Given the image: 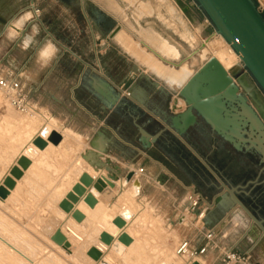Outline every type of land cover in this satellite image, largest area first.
Wrapping results in <instances>:
<instances>
[{
	"label": "crops",
	"instance_id": "obj_1",
	"mask_svg": "<svg viewBox=\"0 0 264 264\" xmlns=\"http://www.w3.org/2000/svg\"><path fill=\"white\" fill-rule=\"evenodd\" d=\"M181 1L184 7L172 0L177 14L199 40L195 24L207 28L208 18L195 0L190 4ZM89 3L113 18L116 27L123 28L122 33L103 34ZM31 4V23L39 26L40 35L30 48L25 50L20 40L12 42L0 34V74L18 77L35 109L34 116L26 117L0 104V180L23 155L22 150L48 128L44 139L53 131L63 139L57 146L48 142L33 159L46 156V165L39 168L49 177L59 178L75 161H86L117 180L135 170L142 183L136 195L138 205H158L160 199L150 193L157 189L163 191L165 200L173 199L177 214L174 217L172 213L168 221L181 226L188 215L193 216L195 229L183 239L192 248H202L207 242L205 233L215 229L216 244L210 243L201 255L207 264H225L223 246L248 253L255 264H264V250L259 246L263 233L255 243L248 236L253 221L224 186H240L238 197L256 217L264 219V158L255 135L241 129L239 136L226 140L202 118L184 135L172 125V118L187 108L181 88L175 83L181 77L178 71L184 62L194 68L185 61L191 55L179 40L191 49L196 43L183 39L175 30L186 34L183 26L154 3L146 8V13L153 15L145 17L155 18V26L141 24L175 45L181 54L178 60L163 59L142 39L136 40L128 25L97 0H0V33L8 20ZM35 8L41 10L39 17ZM47 40L54 42L58 51L55 59L42 66L38 52ZM151 57L177 74L160 72ZM204 62L193 70L196 72ZM232 164L239 167V180L230 173ZM29 171L23 185L30 177ZM191 189L210 201L203 221L195 220L189 210L187 194ZM200 222L198 227L196 223ZM192 259L187 256L188 261Z\"/></svg>",
	"mask_w": 264,
	"mask_h": 264
},
{
	"label": "water",
	"instance_id": "obj_2",
	"mask_svg": "<svg viewBox=\"0 0 264 264\" xmlns=\"http://www.w3.org/2000/svg\"><path fill=\"white\" fill-rule=\"evenodd\" d=\"M195 1L214 25L216 32L221 34L240 54L243 66L254 82L249 80L245 72L241 74L228 72L215 57L205 60L204 64L180 87L181 96L186 100L187 108L172 118V125L184 135L198 122V118H202L226 140H232L234 135L239 136L238 131L242 129L249 135H255L264 158V18L261 9L256 7L253 0ZM177 2L182 5L181 0ZM187 2L190 4V0ZM89 9L102 27L103 34L115 35L120 30L116 27V21L105 12L90 3ZM46 135L47 133L42 131L41 136L33 140V144L44 149L48 142L57 146L63 139L55 131L44 139ZM30 162L24 156L18 159V166L12 167L10 175L0 186L1 199L7 198L10 190L16 186V180L22 177L23 170L28 168ZM134 175L135 172L130 171L126 175V180L130 181ZM91 186L97 192L104 193L108 191V186H113V183L105 177L94 179L90 174L83 173L79 182L59 203V207L66 213L72 212V216L77 221H82L84 214L74 207L83 196H85L84 201L90 207L96 205L97 198L94 193L87 192V188ZM224 186L238 207L253 221L254 225L248 236L255 243L260 233L264 236V219L256 217L238 197L240 186ZM113 197L114 195L109 198ZM113 222L119 228L126 225L125 219L120 216L116 217ZM51 238L56 243L67 246L66 237L60 228L53 233ZM100 239L106 245H111L114 241L113 236L106 231L101 233ZM118 240L125 245L132 243V237L126 232H123ZM259 246L264 250V237ZM88 255L94 260H100L102 252L96 247H91ZM193 264H199V262Z\"/></svg>",
	"mask_w": 264,
	"mask_h": 264
},
{
	"label": "rangeland",
	"instance_id": "obj_3",
	"mask_svg": "<svg viewBox=\"0 0 264 264\" xmlns=\"http://www.w3.org/2000/svg\"><path fill=\"white\" fill-rule=\"evenodd\" d=\"M117 1L122 7V9L124 10V12L128 15L129 20L134 25L137 26L135 22L136 19L133 14L135 10V6H132L127 1H124V0H117ZM151 1L154 4L156 3V0H151ZM253 2L255 3L257 8L261 9V14L264 18V0H253ZM117 18L121 19L120 17H117ZM154 19L155 18L143 17L142 19H140V22L145 27L148 25L155 26V24L152 23V22H155ZM207 24H208L207 28H205L203 25H200L199 22L195 24L196 32L199 36V41L196 44V46L193 47L192 49L189 48V46L183 40L182 41L179 40L182 47L185 50H187V52H190V55H191L190 59H187L185 61L190 62V64L194 68L198 67L202 63V61H204L200 57L202 49L208 46L214 52L216 57H218L224 62V66L226 70H228L229 72L232 71L233 73H236V74H241L245 72L248 75L249 80L254 82L253 78L250 76L246 68L243 66L241 58L239 57L237 52L233 49V47L227 42V40L222 35L216 32V28L214 27V25L211 23L209 19H208ZM175 30L185 40H188V41L189 39H191L192 41L196 40L194 39L193 34H191L189 31H186V34H185L181 32L180 30H177V29ZM130 32L134 36V38L138 40L137 39L138 36L136 32L133 30H131ZM175 39H177V36H175ZM181 63L182 61L177 63V65ZM260 92L263 94L261 90ZM0 104L5 110L10 109L12 112L16 113L19 116L24 115V113H21L17 109H15L11 105L9 100L6 99L5 96L3 97L1 93H0ZM34 115H35V111L32 113V115L25 114L24 116L29 117V116H34ZM0 134L1 135L3 134L2 127H0ZM31 156L34 157V155H31ZM2 158L3 157L1 155L0 162L3 161ZM46 160L47 158L44 157V159L40 161L39 165H41L42 167L46 165L47 163ZM0 168H2L1 165H0ZM230 173L233 174L234 177H236V179L238 180L239 178H241L239 176V167L235 164H232L230 166ZM44 177L45 179L48 180L47 182L45 181L48 187L50 185H53L60 178V177L59 178L49 177V175H46L43 171H41V169L38 166V168H36V170H34L30 174V177L27 180V182H25V185L20 183V185L18 186V188L16 189V191L14 192L10 200L6 202L0 201V219L6 217L10 223L9 224L8 222H5V221L4 222L6 224L4 222H0V231H1L0 233L2 235L6 234L7 238L10 241L13 240L12 242L14 243L16 242L17 245H21L22 249H23V246H26L29 241L30 243L32 242L31 246L28 245V248L27 247H24V248H27V250L29 249V251L32 249L30 251L32 254L35 251L36 253L35 252L34 253L37 256H35L34 258L36 259V261L37 259H39L38 261H42L43 259V261L40 262L42 264H47V263L53 264V262L54 264H57V263L58 264H95V262L87 255L86 250L90 247V241L92 239V235H94L97 231H99V227L98 226L92 227V223L90 221L82 225L79 231H76V228L74 227L65 229V231L68 234L69 242L67 243V246H64V247H59L54 244H51L50 241L47 240V238L45 237L44 233L40 231L41 226H43L42 224L45 222V220L50 214L49 212L50 208H45L46 206L44 207V204H43L44 199L46 198L47 202L50 203L53 199L55 201H59L60 198L64 195L62 194L60 196H53V193L50 190L49 192L44 193L43 191L44 190L43 185H45ZM52 180H54L53 181L54 183H50L52 182ZM123 180H126V178ZM1 181L2 179L0 180V182ZM124 184H127L126 181H124ZM119 186L121 187L120 183H119ZM120 187H118V191L116 193V195L118 196V201L115 203L118 204V202H122V204L124 205H120L119 207L121 208L120 210H124L125 212H128L130 216L135 214L134 220L136 221H134L135 224L133 226L135 227L134 233L136 234V238L143 245L142 252L150 251L151 256L154 258V261L157 259L166 258L167 256H161L164 254L163 252L168 253L166 254L168 256L173 254V252H176L177 245L179 244L180 241L184 239L186 233H188L191 230L194 231L195 228L193 224L195 222L193 221L192 215L190 216L187 214L188 218L185 219L186 221H184V224L181 226L176 225L175 223L173 224L171 221L167 220L168 217L172 213L174 214V217H175L177 212L174 210V207L172 206L173 199L166 198L165 200L162 190L154 189L150 191V193L154 195L156 199L157 198L158 200L160 199L159 200L160 202H158L159 203L158 205L153 203V204H150V206L149 205L146 206L148 211L146 210L143 212V210H140V208L142 207L141 204L138 205L136 201V197H137L136 195L138 194L136 189L131 188L129 191V198H126L124 200L121 197H119ZM115 209H118V208L115 207ZM139 211L140 212L142 211V213H140ZM117 213L118 212L114 210V216ZM147 216H150V217H147ZM146 217L150 218L149 221L144 220V218ZM139 223L141 225H139ZM201 224L202 222H200L199 224L196 223L198 227ZM88 230H90V233L89 235L85 236L84 234L88 232ZM176 231L179 233H177ZM26 240H28V242ZM33 249L35 250L33 251ZM163 249H165L166 251L169 250V252H166L165 250L163 251ZM113 250L114 249L111 250L112 252L109 251L108 253H106L104 261L100 262V264H136L139 260L142 259V255L139 252H137L135 249L133 251H130V249H123V248L119 250H114V251ZM6 251L7 250L4 249L1 245L0 246V264H14L13 262L11 263V261L19 262L16 257H12L11 261H9L7 256H5ZM161 251H162V254H161ZM110 253L111 255H108ZM35 254H33V256ZM44 257L45 258L47 257V259H45V261L47 260L45 263H43ZM184 257L185 258L180 257L181 258L179 260L180 263L185 262L187 260V254L184 255ZM53 258L55 259V261ZM195 258L203 259L201 256H197ZM6 261L7 262L9 261V262L6 263ZM140 264H145V263L141 262Z\"/></svg>",
	"mask_w": 264,
	"mask_h": 264
},
{
	"label": "bare ground",
	"instance_id": "obj_4",
	"mask_svg": "<svg viewBox=\"0 0 264 264\" xmlns=\"http://www.w3.org/2000/svg\"><path fill=\"white\" fill-rule=\"evenodd\" d=\"M99 2H102L107 11L111 14H113L116 17H120L125 23L126 25H128V27L135 31L137 36L142 39V41L146 42L148 45H150V47L158 54L160 55L163 59H167V60H178L181 57V54L179 53L177 47L173 44H171L165 37H163L161 34H159L157 31H155L152 28H145L141 25L140 23V19L145 17V16H152L153 14L150 13H146V8L149 9V7H153L152 4L153 2L151 0H124L127 1L129 4H131L132 6H135V10H134V16L136 19V23L137 26L134 25L128 18V15L124 12V10L122 9V7L120 6V4L118 3L117 0H97ZM156 6L158 9H161L162 7H164L168 14L171 15V17L175 18L179 24H181L183 26V28L186 31L188 29V26L186 25V22L182 19L181 15L177 14V8L176 5L172 2V0H156ZM152 10V9H151ZM154 10V9H153ZM148 12V11H147ZM178 30V29H177ZM123 28H121L115 36H117L118 34L122 33ZM219 34V33H218ZM221 35V34H220ZM194 36V35H193ZM184 39V38H183ZM194 42L197 44L198 43V39L194 36ZM228 42V41H227ZM205 43V42H204ZM229 43V42H228ZM208 44V43H207ZM230 44V43H229ZM231 45V44H230ZM207 46V45H205ZM232 46V45H231ZM195 47V46H193ZM234 49V48H233ZM211 55H210V54ZM239 55V57L241 58L240 54L237 53ZM200 57L205 61L211 57H215L218 59V61L222 64V66L225 68L224 66V62L219 59L218 57H216V55L214 54V52L207 46L204 47L202 49V52L200 54ZM151 60L153 61L154 66L160 71V72H166V73H176L174 72L175 70L172 69L169 66H164L162 65L161 62L155 60L153 57H151ZM185 64L183 66L180 67V71H178V73L181 75L180 78L175 80V83L178 87L183 86L190 78L191 76L195 73V70L191 69L188 66L187 62H184ZM243 63V62H242ZM226 69V68H225ZM228 71V70H227ZM229 72V71H228ZM177 74V73H176ZM171 83L174 82L173 79H170ZM1 95L4 97L5 95L0 91ZM6 98V96H5ZM7 99V98H6ZM179 100V99H178ZM181 100V99H180ZM179 100V101H180ZM10 102V101H9ZM182 103V102H181ZM182 105V104H181ZM184 106V105H183ZM42 129V128H41ZM47 129L43 130V133H47ZM36 131V130H35ZM29 134V133H28ZM31 134V132H30ZM42 134V133H41ZM41 134L39 136H41ZM47 136V135H46ZM36 138V137H35ZM34 138V139H35ZM33 139V140H34ZM33 140L32 142H30L31 144L27 145L26 143V147L24 150H22L24 157H27L31 162L30 165L28 166L27 169L23 170V175L20 179L16 180V186L14 187V189L10 190V194L7 196V198L5 199H1L0 201L2 202H6L8 200H10V198L13 196L14 192L16 191V189L18 188V186L20 185V183H22V181H24V177H26V173L30 172L29 170H31V173L36 170V168H38V166H40V161L44 159V157L46 156H41V159H33V157L31 155H35L34 153L40 149L41 151L44 149L39 148L38 146L33 144ZM27 142V141H26ZM66 143V142H65ZM68 144V143H67ZM24 145V144H23ZM52 146V145H51ZM87 145H85L86 147ZM90 148V147H89ZM48 152V151H47ZM37 153V152H36ZM45 154H48L45 152ZM22 156H19L22 157ZM18 157V156H17ZM81 157V156H80ZM15 163V165L13 164V166H11V168L9 167L7 174L5 176H3L2 181L0 182V186L3 185L4 179L10 175V171L12 169V167L14 166H18V159ZM82 159V158H81ZM79 160V159H78ZM82 161V160H81ZM15 162V161H14ZM79 162V161H78ZM78 162H75V164L70 167H68V170L65 171V173H63L61 176H59L60 178L57 180V182H53L54 180H52V182L50 183H54L53 185H50L48 187V185L46 184V182L48 181L47 179H45L44 177V184L43 185V191L44 193L52 191L53 196H60L62 194H64L59 201H55L54 199L49 203L47 202V199H44V207L45 208H50L49 212V216L47 217V219L45 220V222L42 224L43 226H41L40 231L44 233L45 237L47 238V240L50 241L51 244H54L56 246L59 247H64L65 245H60L58 243H56L55 241L52 240L51 236L53 235V233L60 228L62 230V233L65 235L66 237V241L67 243L69 242V238H68V234L65 231V229L70 228V227H74L76 228V231H79L82 225H84L86 222L90 221L92 223V227L93 226H98L99 227V231H97L94 235H92V239L90 241V247L86 250L87 251V255H88V250L91 247H96L98 248L101 252H102V257L100 260H94L92 257H89L95 262V264H100V262L104 261L105 259V255L106 253H108L109 251H111L112 249L114 250H119L121 248L123 249H130V251H133L134 249L139 252L142 255V261L139 260L136 264H140L141 262H144L145 264H193L194 262H199V264H207L206 261L204 259H200V258H193L192 261H188L186 260L185 262L180 263V259L181 258H185L184 255H179L176 252H173V254H171L170 256L166 255L168 253L163 252L164 254L161 256H167L166 258H162V259H157L154 261V258L151 256V252L150 251H146V252H142L143 251V245L141 244V242L136 238V234L134 233V218H135V214L134 215H129L128 212H125L124 210H120L121 208L120 205H124L122 204V202H118V204H116L115 202L118 201V196L116 195L117 191H118V187L119 183L121 184L120 187V192H119V197H121L122 199H126L129 198V191L131 188H135L137 192L140 191V188L142 186L141 180L140 178L136 175L137 173H135L134 177L130 180H123V179H112L109 178L108 176H106V174H104L103 171L100 170L97 171V169H94L92 166H90L86 161L84 162H80L78 164ZM20 167V166H19ZM21 168V167H20ZM96 168V167H95ZM57 171V170H56ZM106 171V170H105ZM108 171V170H107ZM134 172H136L135 170H132ZM26 173V174H25ZM56 173V172H55ZM82 173H88L90 174L94 179H97V177L95 176H99L101 175V173H103L102 176L99 177H105L108 180H110L113 183V186H108V191L101 193V192H97L93 186L88 187L87 188V192L92 191L95 195V197L97 198V203L94 207H90L85 201H84V197L83 196L80 201L75 204L74 209H78L80 210L83 214H84V219L82 221H77L73 216H72V212L70 213H66L63 209H61L59 207V203L62 201V199L65 198L66 194L72 190L73 186L79 182L80 177L82 176ZM106 173V172H105ZM108 175V173H107ZM98 177V178H99ZM120 178V177H119ZM124 181H126L127 184H124ZM48 182V183H49ZM49 183V184H50ZM114 197L112 199H110L109 197L113 196ZM46 196V195H45ZM110 201V202H109ZM109 202V203H108ZM142 204V203H141ZM118 209H115V207ZM142 207L140 208V210L144 211H148L146 205H141ZM18 209V208H17ZM21 210V209H20ZM114 210H116L118 213L114 216ZM22 211V210H21ZM140 212V211H139ZM142 213V211L140 212ZM138 214V213H137ZM136 214V215H137ZM149 215V214H147ZM122 217L125 219L126 221V225L123 228H119L116 224H114V219L116 217ZM150 217V216H147ZM144 218V220L149 221L150 218ZM9 218V217H8ZM137 218V217H136ZM154 218V217H152ZM8 222L9 220L5 217V218H1L0 222ZM4 222V223H5ZM145 222V221H144ZM6 224V223H5ZM10 224V223H9ZM12 224V223H11ZM4 225V224H3ZM15 225V224H13ZM139 225H141L139 223ZM143 225V224H142ZM139 227V226H138ZM137 227V228H138ZM139 229V228H138ZM137 229V230H138ZM92 230V229H91ZM108 232L110 234L116 233L117 236L114 239V241L112 242L111 245H106L105 243H103L100 239V235L102 232ZM1 232V231H0ZM126 232L129 234L130 237H132V243L129 245H125L122 242H120L118 240V237L123 233ZM137 232V231H136ZM173 232V231H172ZM177 232V231H176ZM90 230H88V232H86L84 235L87 236L89 235ZM175 233V231H174ZM179 233V232H177ZM174 237V236H173ZM29 240V239H28ZM28 240H26L28 242ZM13 241V240H12ZM10 241L6 234H1L0 233V244L2 245V247L4 249H6V255L8 260L11 261L12 257H16L18 259V261L20 262V264H42L40 262L43 261H38L39 259L34 258L35 256H37L35 253V249H33V254H35L33 256V254L29 251L28 245L31 246L30 241L28 242V244L26 246H23V249L21 248V245H17V243L15 244L14 242ZM16 241V240H15ZM32 241V240H31ZM25 243V241H24ZM30 243V244H29ZM34 243V242H33ZM0 245V246H1ZM25 245V244H24ZM33 245V244H32ZM34 246V245H33ZM27 247V248H24ZM39 249V248H38ZM113 250V251H114ZM165 249H163L164 251ZM166 251V250H165ZM39 252V251H38ZM112 252V251H111ZM166 252H169V250H167ZM143 253V254H142ZM116 254V253H115ZM162 254V251H161ZM108 255H111L108 254ZM107 255V256H108ZM4 256V257H5ZM119 256V255H118ZM160 256V255H159ZM187 256L189 258H191L188 254ZM51 257V256H50ZM124 257V256H123ZM181 257V258H180ZM6 258V257H5ZM45 259H47V257H44V262L45 263ZM54 259V258H53ZM49 260V258H48ZM51 260V259H50ZM108 260V258H107ZM4 261V260H3ZM8 261V262H9ZM55 261V259H54ZM57 261V259H56ZM6 261V263H8ZM14 264H19V262H14L11 261V263ZM49 262V261H48ZM56 263V262H55ZM106 263V262H104ZM48 264V263H47ZM52 264V263H51ZM54 264V262H53ZM58 264V263H57Z\"/></svg>",
	"mask_w": 264,
	"mask_h": 264
},
{
	"label": "built area",
	"instance_id": "obj_5",
	"mask_svg": "<svg viewBox=\"0 0 264 264\" xmlns=\"http://www.w3.org/2000/svg\"><path fill=\"white\" fill-rule=\"evenodd\" d=\"M34 12L39 17L41 10L35 8ZM0 91L10 101L11 105L19 112L32 115L35 111L29 95L23 89L20 80L16 76H3L0 74ZM129 94V93H127ZM142 173V169H140ZM187 201L189 210L194 215L195 220L203 221L211 204L210 201L195 189H191L187 194ZM206 244L200 248L195 249L191 247L188 240L181 241L177 248L179 255L188 254L191 258L203 255L208 246L215 243L216 231L214 228L209 229L205 233ZM222 261L225 264H255L248 253H241L233 248L223 246L221 247Z\"/></svg>",
	"mask_w": 264,
	"mask_h": 264
},
{
	"label": "clouds",
	"instance_id": "obj_6",
	"mask_svg": "<svg viewBox=\"0 0 264 264\" xmlns=\"http://www.w3.org/2000/svg\"><path fill=\"white\" fill-rule=\"evenodd\" d=\"M34 4L28 6V9L19 11L18 15L7 21L3 26V34L7 40L15 42L20 40L23 49L27 50L37 40L40 35V28L36 24H32ZM57 47L54 42L47 40L39 48L38 60L42 62V66H47L57 55ZM168 87H173L169 84ZM115 239L117 234H111Z\"/></svg>",
	"mask_w": 264,
	"mask_h": 264
},
{
	"label": "flooded vegetation",
	"instance_id": "obj_7",
	"mask_svg": "<svg viewBox=\"0 0 264 264\" xmlns=\"http://www.w3.org/2000/svg\"><path fill=\"white\" fill-rule=\"evenodd\" d=\"M249 102H251L250 99H249Z\"/></svg>",
	"mask_w": 264,
	"mask_h": 264
}]
</instances>
